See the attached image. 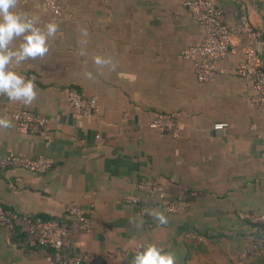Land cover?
Wrapping results in <instances>:
<instances>
[{
  "label": "crops",
  "instance_id": "0c3cea01",
  "mask_svg": "<svg viewBox=\"0 0 264 264\" xmlns=\"http://www.w3.org/2000/svg\"><path fill=\"white\" fill-rule=\"evenodd\" d=\"M189 1L61 0L63 13L54 19L42 0H19L17 8L39 26L59 27L47 54L15 69L35 79L32 104L0 95V117L11 121L0 127V161L44 156L53 167L46 174L0 167V205L19 217L16 233L0 228V264H52L49 250L29 248L25 218L67 219L73 233L66 253L85 264H132L149 243L173 252L176 264L197 263L194 253L189 261L188 233L201 240L207 264H264V255L250 253L260 226L239 216L264 215V116L251 103V80L234 73L247 39L232 36L231 52L218 64L224 73L199 82L194 64L180 56L206 37ZM214 2L228 26L249 18L264 58V0ZM97 56L115 67L96 65ZM71 89L97 98L91 117L75 112ZM22 110L49 120L45 136L17 129L12 115ZM157 112L178 119V137L149 128ZM142 180L159 181L188 209L168 213L138 190ZM131 194L141 202L128 203ZM71 204L85 211L89 231L67 217ZM150 211L163 212L167 223Z\"/></svg>",
  "mask_w": 264,
  "mask_h": 264
},
{
  "label": "built area",
  "instance_id": "2783aa9c",
  "mask_svg": "<svg viewBox=\"0 0 264 264\" xmlns=\"http://www.w3.org/2000/svg\"><path fill=\"white\" fill-rule=\"evenodd\" d=\"M42 2L45 8L52 13L54 19L62 15L63 5L61 0H42ZM189 8L192 19L202 27L206 37L200 43L181 50V58L194 64L199 82H206L224 73V70H221L218 64L225 61L229 56L232 36L245 37L247 43L242 48L244 59L234 70V73L241 78L251 80L254 91L251 103L264 116V58L258 49V32L249 18L242 15L236 25H226L223 22V11L214 0H190ZM69 100L80 117H91L98 105L96 97H84L76 89L69 91ZM12 118L20 132H29L39 136L47 134L49 123L47 118L35 116L27 110L15 112ZM224 126V124L218 125V127ZM149 128L169 134L172 137H178L182 130L178 119L174 115L165 112H157L151 120ZM0 167L2 169H17L35 174H46L52 169L53 162L44 156L30 158L9 155L1 159ZM138 190L165 204L164 207L168 213L182 214L189 207V203L185 199L168 198L163 184L157 180L140 181ZM126 200L134 205L141 202L140 196L134 194L128 195ZM66 214L68 218H73L78 222L81 231L87 232L91 229L90 220L80 206L76 204L67 206ZM239 216L241 219L254 224H264V215L257 212H240ZM18 221V216L0 205V228H7L15 233ZM24 221L28 227L30 245L52 250V264H85L81 257L66 253V249L71 245V235L73 233L67 219L25 218ZM186 237L190 239L196 236L188 233ZM251 248L264 251V240L257 241Z\"/></svg>",
  "mask_w": 264,
  "mask_h": 264
},
{
  "label": "clouds",
  "instance_id": "9594fccd",
  "mask_svg": "<svg viewBox=\"0 0 264 264\" xmlns=\"http://www.w3.org/2000/svg\"><path fill=\"white\" fill-rule=\"evenodd\" d=\"M19 0H0V95L9 101L31 105L37 96L34 78H28L15 69L23 62L43 57L49 51L50 40L58 31V24L48 22L39 26L38 18L17 8ZM19 40L17 47H12ZM84 54V53H81ZM98 66L115 65L111 58L97 56ZM92 77V73H87ZM11 121L0 117V127L8 128ZM160 225L167 223L161 211H150ZM177 257L161 245L149 243L141 245L134 254L132 264H176Z\"/></svg>",
  "mask_w": 264,
  "mask_h": 264
},
{
  "label": "trees",
  "instance_id": "16d2710c",
  "mask_svg": "<svg viewBox=\"0 0 264 264\" xmlns=\"http://www.w3.org/2000/svg\"><path fill=\"white\" fill-rule=\"evenodd\" d=\"M77 90V89H76ZM45 220H51V219H45ZM23 222H24V225L26 224L24 219H23ZM260 226V233L259 235L257 236L256 238V242L263 239L264 240V224H257ZM27 226V225H26ZM16 230H18V227L16 225ZM16 233V232H15ZM27 236H28V245H29V248L32 249L33 251H37V250H49L51 252V254H53L52 250L50 249H46V248H43V247H32L30 245V235H29V232H28V227H27ZM190 256H189V261H191L193 259V253L197 255V257H200L197 261V263H191V264H207L205 262H203L201 260V258L203 256H205L207 254V251L206 249L203 247L202 243H201V240H199L197 237H194V238H190ZM250 253H253V254H256V255H264V251L262 250H258V249H255L253 251H251Z\"/></svg>",
  "mask_w": 264,
  "mask_h": 264
}]
</instances>
